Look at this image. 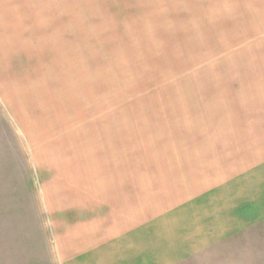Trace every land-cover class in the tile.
I'll list each match as a JSON object with an SVG mask.
<instances>
[{"label":"rangeland","instance_id":"374dc122","mask_svg":"<svg viewBox=\"0 0 264 264\" xmlns=\"http://www.w3.org/2000/svg\"><path fill=\"white\" fill-rule=\"evenodd\" d=\"M214 2L0 0V264L63 263L57 225L81 220L69 191L86 168L72 156L93 150L97 127L110 140L100 155L197 146L183 135L197 139L199 114L230 102L207 63L231 54L247 22L232 21L231 42L215 37ZM175 202L157 215L178 214Z\"/></svg>","mask_w":264,"mask_h":264},{"label":"crops","instance_id":"0c3cea01","mask_svg":"<svg viewBox=\"0 0 264 264\" xmlns=\"http://www.w3.org/2000/svg\"><path fill=\"white\" fill-rule=\"evenodd\" d=\"M209 9L221 21L215 37L228 42L240 31L232 21H247L231 54L207 63L230 102L205 108L197 139L194 127L183 135L197 146L176 150L148 141L100 155L110 140L97 127L93 150L72 156L86 168L69 191L71 223L81 220L57 225L62 264H264V0H215ZM248 81L247 91L229 88ZM177 199L178 214L157 215Z\"/></svg>","mask_w":264,"mask_h":264}]
</instances>
